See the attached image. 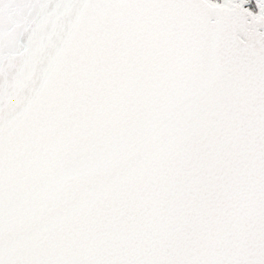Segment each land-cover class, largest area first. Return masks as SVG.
<instances>
[{
  "label": "snow or ice",
  "instance_id": "1",
  "mask_svg": "<svg viewBox=\"0 0 264 264\" xmlns=\"http://www.w3.org/2000/svg\"><path fill=\"white\" fill-rule=\"evenodd\" d=\"M0 264H264V0H0Z\"/></svg>",
  "mask_w": 264,
  "mask_h": 264
}]
</instances>
